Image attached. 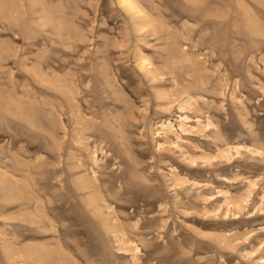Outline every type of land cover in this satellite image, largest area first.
I'll use <instances>...</instances> for the list:
<instances>
[{
  "label": "rangeland",
  "instance_id": "374dc122",
  "mask_svg": "<svg viewBox=\"0 0 264 264\" xmlns=\"http://www.w3.org/2000/svg\"><path fill=\"white\" fill-rule=\"evenodd\" d=\"M200 1L0 0V264H264V0Z\"/></svg>",
  "mask_w": 264,
  "mask_h": 264
},
{
  "label": "bare ground",
  "instance_id": "6f19581e",
  "mask_svg": "<svg viewBox=\"0 0 264 264\" xmlns=\"http://www.w3.org/2000/svg\"><path fill=\"white\" fill-rule=\"evenodd\" d=\"M202 1V0H201ZM200 1V2H201ZM125 2V1H124ZM198 2V1H197ZM123 3V2H122ZM192 3V2H191ZM124 5V4H123ZM202 5H204V4H202ZM126 6V8L128 7L129 9H131L132 10V12H133V14H136V16L138 17V18H140V17H142L139 13H140V10L139 9H137V7H136V4L134 5L133 3H127V5H125ZM201 7V6H200ZM203 7V6H202ZM199 8V4H197L196 2H193V4H192V6L190 7V9H192V11H196L197 9ZM127 10V9H126ZM188 11V10H187ZM190 11V10H189ZM24 13V12H23ZM177 15V14H176ZM131 16H132V14H131ZM131 19H132V17H131ZM19 20V19H18ZM134 20V19H133ZM140 20H141V18H140ZM143 20H144V18H143ZM207 21V20H206ZM137 22V21H136ZM132 23V22H131ZM139 23V22H138ZM137 23V24H138ZM134 24H136V23H134ZM143 24V23H142ZM143 26V25H142ZM146 34V33H145ZM173 35V34H172ZM173 37V36H172ZM126 41V40H125ZM177 42V41H176ZM179 42V41H178ZM177 46V45H176ZM184 51V50H183ZM189 54V53H188ZM66 64V63H65ZM86 70H87V68H86ZM13 74V73H12ZM82 74V73H81ZM10 76V75H9ZM13 76V75H12ZM82 77V76H81ZM92 77V76H91ZM12 78H14V77H12ZM16 84V83H15ZM76 86V85H75ZM238 86V85H237ZM22 87V86H21ZM20 87V88H21ZM4 88H5V86H4ZM62 89V88H61ZM80 89V88H79ZM81 92V91H80ZM63 95V94H62ZM82 97V96H81ZM72 100V99H71ZM4 101V100H3ZM2 101V102H3ZM68 102V101H67ZM75 102V101H74ZM71 104V103H70ZM83 104V103H82ZM88 104V103H87ZM64 106V105H63ZM68 106V105H67ZM3 107V106H2ZM69 110H71V111H75L74 110V108H73V105H70V109ZM79 111V110H78ZM66 112V111H65ZM72 112V113H73ZM78 113V112H77ZM94 113V112H93ZM92 113V114H93ZM63 114V113H62ZM70 114V113H69ZM69 114H67V115H69ZM86 114V113H85ZM66 115V116H67ZM71 115V114H70ZM80 115V114H79ZM62 116V115H61ZM95 116V115H94ZM70 117V116H69ZM58 118V117H57ZM89 118V117H88ZM93 118V117H92ZM72 119V118H71ZM60 121H61V119H60ZM85 122V121H84ZM83 124V123H82ZM75 127H76V125H75ZM91 127V126H90ZM77 128V127H76ZM89 128V127H88ZM88 128H86V130L88 129ZM76 130H78V132L77 133H75V131H74V133H75V138L76 139H78V134H80L81 133V131H83V130H80V129H76ZM92 130V129H91ZM58 131V130H57ZM118 131V130H117ZM85 133V132H84ZM89 135L90 134H88V137L86 136H82L81 137V140H83V142L84 143H86L85 145L86 146H89V142H87V139L89 138ZM67 139V138H66ZM65 139V140H66ZM73 142V141H72ZM81 142V141H80ZM82 142V143H83ZM84 143H83V145H84ZM75 146V145H74ZM82 148H84V147H79V148H76V149H79V151L81 152L82 151ZM59 151V150H58ZM81 155L80 156H84L82 153H80ZM86 164H87V162H86V160H85V158L83 157H80V159L79 160H77L74 156H71V157H67L66 158V160H65V162H64V165H63V169L65 170V169H68L69 170V176H70V178L73 176V175H75L76 173H77V171H79L81 168H83L84 166H86ZM93 166V165H92ZM79 169V170H78ZM84 169V168H83ZM94 173L96 172V171H93ZM94 175V174H93ZM74 184H75V186H76V189H77V191H81V195H86L85 197H86V199L84 198V200H85V204H86V206L88 207V208H93L94 209V211L95 210H98L99 208H100V206H101V204H100V202H99V200H100V194H99V190H98V188H99V183H98V181L100 180V178H97L96 177V175H94V176H88L87 174H82V175H80V176H75L74 178ZM73 179H71V180H73ZM60 188V187H59ZM5 189V188H4ZM62 190V189H61ZM83 197V196H82ZM62 204V203H61ZM107 205V204H106ZM102 208V207H101ZM104 221H107V220H104ZM106 223V222H105ZM109 225V224H108ZM111 228L113 227L112 225L110 226Z\"/></svg>",
  "mask_w": 264,
  "mask_h": 264
}]
</instances>
